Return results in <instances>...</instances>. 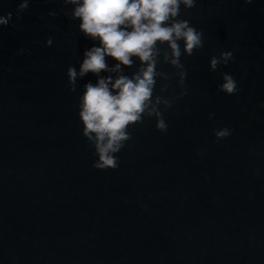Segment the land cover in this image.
<instances>
[{
    "label": "water",
    "instance_id": "95a60500",
    "mask_svg": "<svg viewBox=\"0 0 264 264\" xmlns=\"http://www.w3.org/2000/svg\"><path fill=\"white\" fill-rule=\"evenodd\" d=\"M24 2L0 0V264H264V0L180 5L169 25L202 47L157 42L150 107L108 170L78 116L96 77L67 78L93 41L65 0Z\"/></svg>",
    "mask_w": 264,
    "mask_h": 264
},
{
    "label": "clouds",
    "instance_id": "9594fccd",
    "mask_svg": "<svg viewBox=\"0 0 264 264\" xmlns=\"http://www.w3.org/2000/svg\"><path fill=\"white\" fill-rule=\"evenodd\" d=\"M246 2L251 3V0ZM65 3L73 5L71 15L72 19L79 21V31L93 41V46L83 53L79 70L76 67L67 69L71 85L89 74L96 77L95 83L84 85L79 97L82 135L94 146L97 155L94 167L98 170L116 169L119 163L117 154L130 139L129 128L142 122L150 107L155 84L153 55L157 42H167L176 58L181 55L179 40H183L189 55L202 47V34L187 21L169 25V21L179 15L180 5L191 8L194 0H65ZM19 7L26 9L27 0ZM10 18L11 14H7V19L0 16V25H7ZM231 55L230 52L222 53L221 59L226 62ZM133 57L145 65L137 74L131 77L102 75L120 73L122 66L131 67ZM109 59L116 61L114 66H109ZM177 62L178 59L173 60V63ZM219 62L216 58L211 60L213 70ZM237 88L235 79L226 75L221 90L232 95ZM148 114L152 115V112ZM156 128L166 132L167 124L159 119ZM228 135L227 129L216 132L218 138Z\"/></svg>",
    "mask_w": 264,
    "mask_h": 264
}]
</instances>
